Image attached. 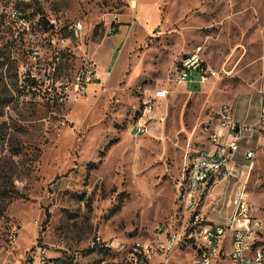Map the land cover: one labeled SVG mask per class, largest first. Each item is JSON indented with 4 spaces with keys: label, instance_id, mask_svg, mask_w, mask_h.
Segmentation results:
<instances>
[{
    "label": "rangeland",
    "instance_id": "rangeland-1",
    "mask_svg": "<svg viewBox=\"0 0 264 264\" xmlns=\"http://www.w3.org/2000/svg\"><path fill=\"white\" fill-rule=\"evenodd\" d=\"M143 1L129 14L128 0H0V264H44L39 250L45 264H117L121 246L158 243L184 219L178 188L208 122L224 103L243 118L264 89V0ZM193 54L217 71L195 87L177 79ZM86 62L111 73L84 95ZM258 156L249 194L264 230ZM192 259L186 246L166 264Z\"/></svg>",
    "mask_w": 264,
    "mask_h": 264
},
{
    "label": "built area",
    "instance_id": "built-area-1",
    "mask_svg": "<svg viewBox=\"0 0 264 264\" xmlns=\"http://www.w3.org/2000/svg\"><path fill=\"white\" fill-rule=\"evenodd\" d=\"M20 18L22 12H16ZM81 24L76 25L74 33L78 36ZM117 33V26L109 31L110 37ZM200 75V82L207 75L217 76V71L207 68L198 54L185 58L184 64L177 70V79L189 84L191 74ZM109 71H100L93 62H86L76 76V87L84 95L90 84L101 82V76H110ZM166 91H157L156 98L166 96ZM260 117L256 127H241L235 121L230 103H224L216 117L207 125V147L198 151L187 164L182 182L178 188L180 209L184 219L169 227V236L160 239L136 242L126 248L121 246L122 257L117 264H166L175 254L177 240H184L193 250L191 264H208V258L218 256V260H229V264H264L263 222L256 216L250 200L249 184L254 173H250V163L256 162L257 149L247 150L241 159L242 130L251 133L264 131V96ZM153 103L147 102L144 113L138 123V131H146V117L153 110ZM144 121V122H143ZM252 136V135H251ZM250 136V137H251ZM222 223H230V230H222ZM176 225V226H175ZM19 227H13L7 235L10 244L17 241ZM96 238L92 245L101 244ZM116 249L115 244H105ZM120 246V245H119ZM40 251L43 263L46 251ZM142 253H149V261L141 262ZM69 264H76L68 258Z\"/></svg>",
    "mask_w": 264,
    "mask_h": 264
},
{
    "label": "crops",
    "instance_id": "crops-1",
    "mask_svg": "<svg viewBox=\"0 0 264 264\" xmlns=\"http://www.w3.org/2000/svg\"><path fill=\"white\" fill-rule=\"evenodd\" d=\"M128 1H129V4H130V6H129L130 13L129 14H133L134 9H136L137 12H138L139 11V7L141 6L142 2H144L143 0H137V2H138V8H136L135 5L133 4V0H128ZM132 9H133V11H132ZM129 14L127 15V17H124V19H122L120 21L121 25H120L118 31H121L124 28H128V26H126V25H130V24H133L134 25V23L138 19L137 18L138 17V13H137V15L133 16V19H131V15H129ZM115 36H116V34H115ZM114 45H116L115 42H114ZM112 49H113V47H112ZM95 64H96L97 68L100 71H103V72L104 71H108V70H105L107 67L106 68L105 67L102 68L103 66L98 65L97 62H95ZM100 78L102 80L104 78V76H101ZM203 83L200 82V75L199 74H197L195 72L191 74V82L189 84L194 85V87H195L196 85L198 86V85L203 84ZM92 85L93 84H90L88 86V89ZM259 91L260 92H259L258 96L254 97V98L252 97L250 99V101H251V108H250V110L247 112V114L243 118L237 117L236 112H235V105L233 103H230L232 105V108H233V116H234V119H235L236 122H238L239 126H241V127H247V128H251V127L254 128V127L257 126V123H258L259 117H260V110H261L262 102H263L262 101V98L264 96V89L259 90ZM155 98H156V96H155ZM156 99H159V98H156ZM242 135H243V137H242V140L240 142V144H241V150H240L239 155H238V158L239 159L242 158L243 153L245 151H247V150L257 149V156H258V153L260 151H262L264 153V131H263L262 134H259L256 131L253 132V133H251L249 131L242 130ZM252 141H254L253 144L251 143ZM256 160H257V157H256ZM255 170H256V168H255ZM255 170H254V172H255ZM18 237H19V235H18ZM262 238L264 239V230H262ZM17 240H18V238H17ZM225 264H229V260L226 261Z\"/></svg>",
    "mask_w": 264,
    "mask_h": 264
},
{
    "label": "bare ground",
    "instance_id": "bare-ground-1",
    "mask_svg": "<svg viewBox=\"0 0 264 264\" xmlns=\"http://www.w3.org/2000/svg\"><path fill=\"white\" fill-rule=\"evenodd\" d=\"M133 4L136 6L137 5V1L136 0H133ZM139 18H141L140 20H142L143 18L141 16H139ZM185 60H183L181 63H180V66L179 68L182 66V64H184ZM211 77H214V75H207V79L211 78ZM256 167V162H251L250 163V173H253L254 169ZM222 230H230V223H222ZM169 235H167L168 237ZM158 243H160V241H158ZM100 244H96V245H92L93 249L94 247L96 246H99ZM102 246L101 248H108V249H111L110 246L108 245H100ZM187 246V243L184 242V240H177V247H175V249H181L183 247H186ZM100 248V249H101ZM105 250V249H104ZM94 251V250H93ZM104 252V251H103ZM108 252V251H107ZM218 259V256H211L210 258H208V264H216V261ZM149 261V253H142L141 255V262H148Z\"/></svg>",
    "mask_w": 264,
    "mask_h": 264
},
{
    "label": "trees",
    "instance_id": "trees-1",
    "mask_svg": "<svg viewBox=\"0 0 264 264\" xmlns=\"http://www.w3.org/2000/svg\"><path fill=\"white\" fill-rule=\"evenodd\" d=\"M64 262H65L66 264H69V263H70L69 259H66Z\"/></svg>",
    "mask_w": 264,
    "mask_h": 264
}]
</instances>
